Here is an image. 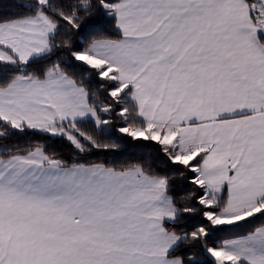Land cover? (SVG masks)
Segmentation results:
<instances>
[{"label": "snow or ice", "instance_id": "obj_1", "mask_svg": "<svg viewBox=\"0 0 264 264\" xmlns=\"http://www.w3.org/2000/svg\"><path fill=\"white\" fill-rule=\"evenodd\" d=\"M0 264H264V0H0Z\"/></svg>", "mask_w": 264, "mask_h": 264}]
</instances>
